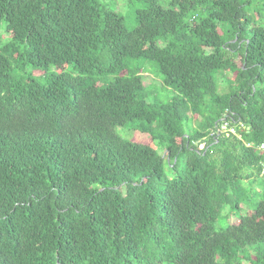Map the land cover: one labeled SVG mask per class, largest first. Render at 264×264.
Masks as SVG:
<instances>
[{"label": "trees", "instance_id": "obj_1", "mask_svg": "<svg viewBox=\"0 0 264 264\" xmlns=\"http://www.w3.org/2000/svg\"><path fill=\"white\" fill-rule=\"evenodd\" d=\"M139 1L0 0V264H264V0Z\"/></svg>", "mask_w": 264, "mask_h": 264}, {"label": "rangeland", "instance_id": "obj_2", "mask_svg": "<svg viewBox=\"0 0 264 264\" xmlns=\"http://www.w3.org/2000/svg\"><path fill=\"white\" fill-rule=\"evenodd\" d=\"M100 2H102L103 4H108L118 14H120L124 19V24L126 28L128 29H133L136 26V18H135L136 11L145 6V4L139 0H100ZM2 36H4V34ZM137 63L142 68L143 83L144 85H146L150 98L155 99L156 101L168 102L173 96L174 91L172 90V88L164 87L162 85V77L158 72L156 63L148 59H141ZM226 76L230 77V73L224 72L222 74L221 71H217L215 73L218 92H223L222 91L223 86H225L227 82ZM116 132L122 138L129 139L131 141H136V142L149 141L148 136L146 134H142L138 131L128 130L127 127H118L116 129ZM153 145L157 147V145H155L154 143ZM158 147H157L158 152L160 154H163L165 157L164 150L163 149L159 150ZM241 206L243 207V209L241 210V214H245L247 212V207H245L244 204L242 203ZM222 213L224 214V210L222 211ZM229 222L237 223L238 219L232 215H229V217L227 216L224 217V215L220 216L215 223V228L217 230L222 229L226 227Z\"/></svg>", "mask_w": 264, "mask_h": 264}, {"label": "built area", "instance_id": "obj_3", "mask_svg": "<svg viewBox=\"0 0 264 264\" xmlns=\"http://www.w3.org/2000/svg\"><path fill=\"white\" fill-rule=\"evenodd\" d=\"M224 129H226V123H224V124L221 126V130H224ZM230 131L233 132V129H230ZM258 148H259L260 150L264 151V143H260V144L258 145Z\"/></svg>", "mask_w": 264, "mask_h": 264}]
</instances>
